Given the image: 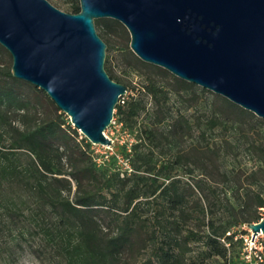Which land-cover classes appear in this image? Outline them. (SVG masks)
<instances>
[{
  "label": "trees",
  "instance_id": "trees-1",
  "mask_svg": "<svg viewBox=\"0 0 264 264\" xmlns=\"http://www.w3.org/2000/svg\"><path fill=\"white\" fill-rule=\"evenodd\" d=\"M63 2L67 13L79 12L78 0ZM94 24L104 34L125 32L112 19ZM0 51L6 53L1 45ZM136 61L168 76L173 85L147 75L135 88L105 60L108 76L128 88L115 105L116 121L132 130L140 117L152 119L139 125L128 148L116 147L128 172L97 166L90 142L66 125L43 91L36 89L53 114L42 116L40 99L18 92L21 81L10 69L0 72V232L6 220L21 216L60 264H120L125 254L128 264H231L235 230L264 213V119L222 97L223 119L213 115L190 151L163 160L167 136L157 125L166 119L169 94L192 92L197 86ZM7 112L15 113V125H4ZM169 128L185 135L191 126L179 114ZM227 128L228 137L205 140L206 130ZM236 142L254 159L253 167L234 170L218 163ZM179 169L187 175L196 172L192 182L184 181ZM257 264H264V255Z\"/></svg>",
  "mask_w": 264,
  "mask_h": 264
},
{
  "label": "water",
  "instance_id": "water-1",
  "mask_svg": "<svg viewBox=\"0 0 264 264\" xmlns=\"http://www.w3.org/2000/svg\"><path fill=\"white\" fill-rule=\"evenodd\" d=\"M78 1L67 13L47 0H0V45L11 75L43 91L91 144H112L104 131L128 89L105 71L96 19L121 23L141 61L264 119V0ZM246 227L251 241L264 234V213Z\"/></svg>",
  "mask_w": 264,
  "mask_h": 264
},
{
  "label": "rangeland",
  "instance_id": "rangeland-1",
  "mask_svg": "<svg viewBox=\"0 0 264 264\" xmlns=\"http://www.w3.org/2000/svg\"><path fill=\"white\" fill-rule=\"evenodd\" d=\"M47 1L59 10L66 12V4L63 0ZM95 29L97 34L106 44L105 60L109 61L110 69L117 77L122 79L123 82L130 83L131 86L138 88L143 85L144 77L149 75L161 84L167 85V87L170 88L172 87L173 82L168 76H162L156 73L153 69L140 65L136 61L138 58L133 54L129 47L130 37L126 29L125 32L117 31L107 34L102 33L98 26H95ZM11 63L12 61L9 53L7 51L6 53L0 51V72L2 73L5 72L6 69H11ZM29 85L30 86L27 85V82L21 81L18 92L29 98L40 99L42 116L53 114V110L45 98L37 93L36 89L38 88L31 84ZM201 89V87L197 86L192 92H179L177 94L172 92L169 94L166 119L164 122L157 125V129L163 135L167 136V140L164 141L162 152H160L163 160L171 159L172 155L178 151H190L192 145L197 143L196 141H199V133L207 127L208 120L212 118L213 115L220 116L221 119H223L224 107L220 100L222 97L208 90L202 91ZM129 94H133V91H130ZM145 100L148 101V98ZM149 105L150 104H147V106ZM179 114H183L191 126L189 132L185 135L176 133L169 128L171 121ZM15 117V113L7 112L4 125H15ZM63 118L66 125L70 124L68 116L64 113ZM114 119L115 122L110 124L104 131V134L111 139L112 144L110 146H102L90 143L89 151L92 157H94L97 166L103 167L111 165L115 170L128 172L129 166L121 154L117 152L116 147L119 145H125V147L128 148L137 135L139 125L149 124L152 119L145 118V116L140 117L136 126L132 130L119 124L115 117ZM205 135V140L211 142L212 139H216L217 137H228L230 135V129L227 128L226 130H217L215 132L206 130ZM201 142L204 143L203 141ZM220 156L218 163L227 169H249L255 165L254 159L249 156L244 145L240 144V142L232 144ZM183 172V169H179L176 173L179 176L181 175L184 181L189 183L192 182L196 172L190 175L184 174ZM242 179L245 180V177L242 176ZM235 231L236 235L234 237V244L231 248V256L233 257L234 262L231 264L261 263L262 261H258L256 255L260 254L263 259L264 239L259 238L256 241L255 245L257 247L261 246V250L257 248L255 251L253 244L245 243L241 239L242 231L243 233H247L246 224L241 225ZM247 251L250 252L249 258L246 257ZM129 262V255H123L120 264H128ZM0 264L60 263L49 254L48 248L43 245L42 240L35 232L33 225L19 216L18 218L6 220L2 231L0 232Z\"/></svg>",
  "mask_w": 264,
  "mask_h": 264
},
{
  "label": "built area",
  "instance_id": "built-area-1",
  "mask_svg": "<svg viewBox=\"0 0 264 264\" xmlns=\"http://www.w3.org/2000/svg\"><path fill=\"white\" fill-rule=\"evenodd\" d=\"M115 122V119H114V117L112 118V120H111V123L110 124H112V123H114ZM79 135H80V137L81 136H83L82 134H81V132H79ZM251 236H252V233H251V231L247 228V233H245V234H242V237H241V239H242V241L243 242H245V243H248V244H253V247H254V250L256 251L257 250V248H259V250H261V246H259V247H257L256 245H255V243H256V241L260 238V239H264V234H262V233H258V234H256L254 237H253V240L251 241ZM254 251V252H255ZM246 257H250V252L249 251H247L246 252ZM256 258L258 259V261H262V257H261V255L259 254V255H256Z\"/></svg>",
  "mask_w": 264,
  "mask_h": 264
}]
</instances>
